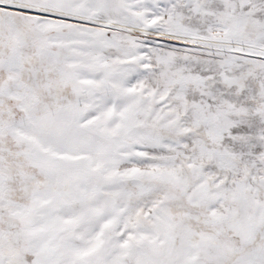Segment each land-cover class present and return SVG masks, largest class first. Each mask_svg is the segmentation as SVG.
Here are the masks:
<instances>
[{
    "label": "snow or ice",
    "instance_id": "obj_1",
    "mask_svg": "<svg viewBox=\"0 0 264 264\" xmlns=\"http://www.w3.org/2000/svg\"><path fill=\"white\" fill-rule=\"evenodd\" d=\"M0 264H264V0H0Z\"/></svg>",
    "mask_w": 264,
    "mask_h": 264
}]
</instances>
